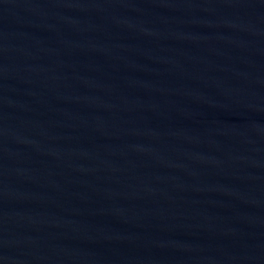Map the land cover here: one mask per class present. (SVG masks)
<instances>
[{
	"label": "water",
	"instance_id": "95a60500",
	"mask_svg": "<svg viewBox=\"0 0 264 264\" xmlns=\"http://www.w3.org/2000/svg\"><path fill=\"white\" fill-rule=\"evenodd\" d=\"M0 264H264V0H0Z\"/></svg>",
	"mask_w": 264,
	"mask_h": 264
}]
</instances>
